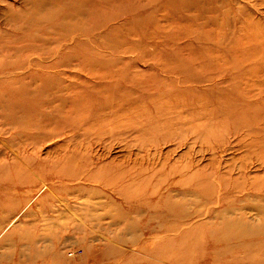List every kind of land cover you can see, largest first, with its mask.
Returning a JSON list of instances; mask_svg holds the SVG:
<instances>
[{
	"label": "rangeland",
	"instance_id": "rangeland-1",
	"mask_svg": "<svg viewBox=\"0 0 264 264\" xmlns=\"http://www.w3.org/2000/svg\"><path fill=\"white\" fill-rule=\"evenodd\" d=\"M107 1L113 48L112 26L14 30L34 7L0 0V88L89 116L41 107L31 140L0 109V264H264V0Z\"/></svg>",
	"mask_w": 264,
	"mask_h": 264
},
{
	"label": "bare ground",
	"instance_id": "bare-ground-1",
	"mask_svg": "<svg viewBox=\"0 0 264 264\" xmlns=\"http://www.w3.org/2000/svg\"><path fill=\"white\" fill-rule=\"evenodd\" d=\"M97 1L99 0H24L25 6L31 5L34 7V12L31 13V15L33 17V14H35L37 18L27 19L28 25L24 26L22 25L21 21L26 16L22 15L23 13L16 15L15 20L20 19V23L17 22V24H15L16 28L14 30L22 29L23 31H28L29 27L31 26L38 27V25L44 28V25L50 22L56 24L57 26L60 24L59 27H62L65 24L76 23L78 26V31L84 30L83 32H81V34L84 33V35L86 34L89 35L95 29H100L101 27L112 26L111 27L112 29L113 26L116 25L114 21L118 19L117 15L112 14L110 11H106L107 9L101 8L102 6H100L99 3H97ZM101 1L102 2L105 1V3L108 2L107 0H101ZM112 6H114V3H112ZM12 19L14 20V15L12 16ZM88 21H92V25H90L89 29L86 31V29L81 27V25L87 24ZM44 22L45 24L43 25ZM116 30L117 27L110 30L108 33L105 34V36H102L103 39L107 41L105 42V44L108 47L111 48L116 47L117 43L119 42V39H117L118 31ZM62 31H65L62 34V36H64L63 37L64 39H67L71 34L69 33V31H66V29H63ZM81 55H83V53H81ZM113 76H115L116 78L115 84L107 85L103 88L97 85H90L89 87L90 92L97 93L101 99H103V97L105 96L106 98L110 99V101L114 100V98L117 97V91L119 92L120 90L122 81L126 82L127 84L129 81L127 80L126 76L123 74L113 75ZM50 81H51L50 77H44L43 79V82L47 83L48 89L56 88V86L54 87L48 84ZM110 89L114 90L115 97L114 94L108 95V91ZM0 90H4V92H2L3 99H0V109L4 111V113L7 115V118L9 116L10 121H12V123H15L13 126H16L21 134H23L26 138L31 140L36 139L37 132L43 129L47 124H54L57 128L67 127L74 124H76L75 125L76 127L77 126L81 127L80 123L85 121V119L89 118V116L84 113L85 107L87 106L86 102L83 103L84 110L82 114H80L79 117H75L76 114L75 107L78 106V104L75 101L69 104L66 108L54 106L52 104V101L54 99H52L49 102H46V100L44 99L45 96L42 93H44L45 91L43 89L34 91V90H30V88L26 85H19V86H3L0 88ZM121 93L123 94L119 96V98L117 99V103L121 106V108H123L124 107L123 104L124 103L127 104L129 102L130 96L128 92L123 90L122 88H121ZM74 95L76 98L81 100L87 99L86 96L87 93L84 92L81 93L74 92ZM47 99L50 100L48 96ZM41 107H45L46 109L50 110L52 112L51 113L52 117H57V118L48 120L47 115L42 114V118L46 119L47 121L44 122L45 125L42 122L39 123V120L37 119V111ZM225 228L227 231H222V234L223 235L225 234L226 238L224 239L228 242L226 244L228 245L227 249L229 250L230 248H232V246L230 245L231 243L230 241L232 240V238L239 239L242 238L243 236L232 235V229L237 228V226L234 223L232 225L229 224ZM31 248L33 250L35 249V247L33 246ZM32 255L36 257L38 256V254L37 255L32 254ZM26 261H27L26 259H22L23 263H26ZM30 262H32L31 258H28L27 263L29 264Z\"/></svg>",
	"mask_w": 264,
	"mask_h": 264
}]
</instances>
